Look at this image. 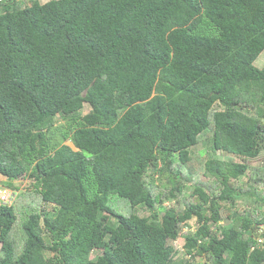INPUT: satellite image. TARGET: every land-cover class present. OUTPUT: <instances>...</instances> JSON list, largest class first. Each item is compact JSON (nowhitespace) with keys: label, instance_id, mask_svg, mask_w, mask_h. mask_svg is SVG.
<instances>
[{"label":"trees","instance_id":"1","mask_svg":"<svg viewBox=\"0 0 264 264\" xmlns=\"http://www.w3.org/2000/svg\"><path fill=\"white\" fill-rule=\"evenodd\" d=\"M263 50L264 0H0V264H264Z\"/></svg>","mask_w":264,"mask_h":264},{"label":"rangeland","instance_id":"2","mask_svg":"<svg viewBox=\"0 0 264 264\" xmlns=\"http://www.w3.org/2000/svg\"><path fill=\"white\" fill-rule=\"evenodd\" d=\"M28 0H24V2H27ZM41 3L43 2H46L48 0H39ZM255 64L259 67L263 66L264 65V50L258 55L257 59L255 60ZM89 110V106L88 105H84L83 107V112H87ZM70 143V142H69ZM208 150L210 151H206V153L202 156H197V159L200 160V161H205L207 158H209L212 154V151H211V148L208 146L207 147ZM218 158L220 159H228L226 155H224L223 153H221V151H217L215 153ZM177 158V156H175V159ZM199 178L201 180H205L206 177H204L202 175V173H199L198 174ZM248 176V174H247ZM247 176L243 175L241 176L242 180H246ZM156 177V176H155ZM5 179L4 176H2L0 174V181L2 182L3 180ZM4 183V182H2ZM32 182L29 180V179H25V181L22 183V189L24 187L28 188L29 189H32V185H30ZM6 184V183H4ZM261 190V189H260ZM259 191V189H257V192ZM260 194V192H258ZM239 201L241 202L240 203V208H245L246 210H248V207L250 206V204L247 202L246 199H244L242 196H239ZM14 202V200H13ZM110 204L111 206L116 209L119 213H122V214H129L131 211H132V208L130 206V204H126L123 199L121 200L120 198L116 197V196H112L111 199H110ZM40 208V205L38 206ZM263 209H264V206H263ZM136 211L139 213V215L141 216H147L149 215L148 211L142 209V208H137ZM247 213V211H245ZM21 214V213H20ZM22 215V214H21ZM21 226V221L19 220L18 224L15 225V227H18ZM264 225H261L259 228V232H261L263 234V237H264ZM264 241V239H263ZM171 244L174 246V248L178 249V250H181L182 249V245H183V240L181 238H177L176 240L172 241ZM180 252V251H179ZM183 252V249L180 253ZM97 253H100V250H94L92 253H90V256L93 257L95 254ZM201 261V260H200ZM192 264H196L195 262L192 263Z\"/></svg>","mask_w":264,"mask_h":264},{"label":"built area","instance_id":"3","mask_svg":"<svg viewBox=\"0 0 264 264\" xmlns=\"http://www.w3.org/2000/svg\"><path fill=\"white\" fill-rule=\"evenodd\" d=\"M14 194L12 190H9L7 188L0 189V199L2 202H11L13 200Z\"/></svg>","mask_w":264,"mask_h":264},{"label":"clouds","instance_id":"4","mask_svg":"<svg viewBox=\"0 0 264 264\" xmlns=\"http://www.w3.org/2000/svg\"><path fill=\"white\" fill-rule=\"evenodd\" d=\"M8 189V188H7ZM9 190H11V189H9ZM13 201V200H12ZM12 201L11 202H6V203H8L9 205L12 203Z\"/></svg>","mask_w":264,"mask_h":264}]
</instances>
